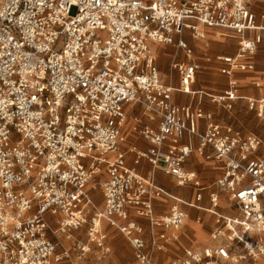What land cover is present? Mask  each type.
I'll list each match as a JSON object with an SVG mask.
<instances>
[{
	"label": "built area",
	"instance_id": "obj_1",
	"mask_svg": "<svg viewBox=\"0 0 264 264\" xmlns=\"http://www.w3.org/2000/svg\"><path fill=\"white\" fill-rule=\"evenodd\" d=\"M253 1L0 0V264H77L91 247L107 254L103 221L126 239L132 264H157L187 217L181 204L200 208L207 189L185 166L192 151L222 163L205 208L217 222L209 243L168 264H264V138L172 100L191 92L202 68L185 35L221 28L237 48L215 56L226 85L206 95L225 111L244 100L264 123V77L251 81L261 94L250 96L235 76L264 42ZM151 43L183 52L170 63L177 86L162 79ZM156 170L193 187L194 200L168 194ZM159 194L174 200L165 213L154 209ZM84 226L85 239L73 237Z\"/></svg>",
	"mask_w": 264,
	"mask_h": 264
},
{
	"label": "crops",
	"instance_id": "obj_2",
	"mask_svg": "<svg viewBox=\"0 0 264 264\" xmlns=\"http://www.w3.org/2000/svg\"><path fill=\"white\" fill-rule=\"evenodd\" d=\"M257 21L259 23H261L262 25H264V15H262L259 19L257 18ZM204 36L201 38H194V39H202L205 37V35L207 33H218L217 35H221V36H226L228 38L233 39L234 41H236V48H237V37L235 35H233V33H231L230 31L221 29V28H204ZM249 34V33H248ZM187 36H189L188 34L185 35L186 39ZM191 37V36H190ZM261 45H264V42H262ZM260 45V47H261ZM151 47L155 53V57H156V53L159 51H163V53L167 52L170 50V45H164L161 43H151ZM259 47V49H260ZM181 50H178L177 48L174 50V52L171 54V59L169 61V65H168V73L167 74H163L160 70V75L162 77V79L167 82V83H171L174 86L178 85V74L175 70H171L170 69V63L172 58L175 56L177 57L178 60H184L182 58H179L180 54H183V52L181 51V53L179 52ZM236 51V49H235ZM234 51V52H235ZM258 51V50H257ZM256 51V52H257ZM234 52H230V53H234ZM256 52L250 57L249 62L250 65L249 67L244 70V71H237L235 76L238 79L239 85H240V93L242 95H250V96H257L261 94V90L257 89L255 87L252 86L251 81L253 79H257V78H262L264 77V70L259 69L257 66V62L255 59V55ZM222 54V53H221ZM224 54H228V53H224ZM164 55V54H163ZM193 55V54H192ZM219 55V54H216ZM213 57V61L215 63V71L214 72H207V73H203V66L201 61H199V59H195V58H191L197 62H199L202 66V68L197 71L196 75H195V79L193 81V83L191 84L190 93H182L179 91H174L173 95H172V100L174 103L176 104H191V105H198L201 106L203 109L207 110V111H211L214 114V118L217 121L220 122H225L222 118V116H219L220 110H223L221 107H219L217 104L213 103L214 105H216L217 107V111H212L211 109L205 107V101L210 102V100L208 99L206 93H214V92H218L221 89H223L226 85V77L222 74H220L217 70V63L215 61V56ZM185 57V56H184ZM186 58V57H185ZM156 61V60H155ZM159 69V68H158ZM175 78H177V83H173V81L175 80ZM186 95L190 96V99H188V97H186ZM194 100V102H193ZM238 102H244V100H238ZM212 103V102H211ZM236 104V105H237ZM246 106V105H245ZM247 109V108H246ZM198 128L200 130L203 129L204 126V122L202 120H199L198 123ZM129 143H135L136 145H138L141 148H145L146 146H148L147 141H145L144 139L140 138V137H130L128 139ZM193 144L196 145L197 144V139L193 138ZM206 150H208V148H206ZM204 162V165H201L202 168V172L206 174L207 178L209 176L214 177L215 174L218 172V176L220 175L221 171H222V163L219 160L216 159H210V160H205L203 158H201L199 155L196 154L195 151H192L190 156L187 158L185 166L187 169L195 171L194 169V164L196 161L201 160ZM147 162L145 160H142L141 163L138 166V170L139 172L143 175V171L145 169V163ZM148 163V162H147ZM150 165V164H149ZM209 166H211V168L209 169ZM199 167V166H198ZM151 168V166H150ZM149 168V170H150ZM199 169V168H198ZM148 170V171H149ZM197 173V172H196ZM145 176V175H144ZM217 176V177H218ZM200 179V178H199ZM216 179V178H215ZM163 180H168L171 182H174V184L176 186L179 187V189H181V192H178L179 196H175L174 194L168 192V190L162 185ZM201 180V179H200ZM155 181L156 183L162 187L168 194L173 195L175 197H178L180 199H182L183 201L189 202V201H193L194 200V189L193 187L186 185V186H179L174 177L164 173L162 170H156L155 171ZM187 188L191 189V194L189 196H187V198H185L186 196H182L185 195L187 191ZM209 188V187H207ZM207 190V189H206ZM203 192V198L202 200L199 202V206L200 208L194 207V206H189L187 204H181V207L186 211L187 213V217L185 218V220L188 218V215H194L196 212L193 211V209H198V210H203L205 212H207L205 210L206 207L209 206V199H208V192L209 190ZM93 196L96 197V195L94 194V192H92ZM167 198H171L170 196L167 195H157L154 198V209L156 213H165L168 211V208L171 204L167 205ZM204 201V204H202V202ZM207 204V205H205ZM221 208H223L224 210L222 211H228V208L224 206V204H222ZM209 213V212H207ZM210 215H212L211 213H209ZM214 216V215H212ZM133 218H135L136 220L142 222L143 224H147V221L143 218L140 217H136L133 216ZM200 219V220H198ZM189 221L191 223H189V227L186 230H183V226L184 224L178 228V238L174 241V242H170L169 244H167L164 248V250L160 253H167L168 256H164L163 258L159 257L160 253H157L156 255V263L157 264H168V262L174 258L175 256H179L182 254V252L184 251L185 248L187 247H192V246H198L201 244H205V243H209L210 239H209V232L212 229V227L216 224V219H207L206 221H201L200 216H197V218H190ZM197 223V224H195ZM105 224V227L108 226L106 224L105 221L102 222V226ZM110 227V226H109ZM104 228V226H103ZM209 230H206V229ZM105 229V228H104ZM207 232V236L208 238L205 239V232ZM121 237L120 234H118L117 239ZM109 244V243H108ZM173 253V256H170V254ZM129 254H130V260L132 259V253L130 252V248H129ZM131 264V261H130Z\"/></svg>",
	"mask_w": 264,
	"mask_h": 264
},
{
	"label": "rangeland",
	"instance_id": "obj_3",
	"mask_svg": "<svg viewBox=\"0 0 264 264\" xmlns=\"http://www.w3.org/2000/svg\"><path fill=\"white\" fill-rule=\"evenodd\" d=\"M252 9L256 12V16L259 19L262 15H264V0H254L252 2ZM218 34V33H217ZM216 33H207L204 38L202 39H194L190 36H187V42L191 46L193 55L192 58L199 59L201 61L203 66V73L207 72H214L215 71V63L213 61V57L216 54H224V53H230L234 52L236 49V41H234L231 38H228L226 36L217 35ZM170 50L163 53V51H159L156 53V64L159 68V70L163 74L168 73V65L169 61L171 59V54L176 49L175 44L170 45ZM181 53V51H179ZM164 54V55H163ZM179 58H182L186 60V58L180 54ZM255 59L257 62V66L259 69L264 70V45H261L260 49L256 52ZM173 83H177V78L173 81ZM188 99H190L189 95H186ZM194 102V100H193ZM205 107L211 109L212 111H217V106L214 105L211 102L205 101ZM219 116H222L223 120L225 122H233L235 125H238L241 127V129L245 132L247 131H253L262 136L264 138V123L259 121L254 113L252 111H249L246 109L244 102H238V104L235 106V108L231 111H225L220 110ZM145 163V169L143 171V175L147 176L149 174V168L150 165L147 162ZM201 165H204V162L201 160L196 161L194 164V169L197 172L198 177L201 179V182L206 185L207 190L214 189V180L218 176V172L215 174L214 177L209 176L207 178L206 174L202 172ZM199 166V167H198ZM199 168V169H198ZM211 166H209V169ZM98 182V179H96ZM162 185L168 190V192L174 194L175 196H179L178 192H181L182 190L179 189L178 186L174 184V182L163 180ZM206 190V191H207ZM187 191L185 195V198L191 194V189L187 188ZM94 194L96 195L95 201L96 205L101 207L102 206V194H101V188L100 185L97 183L96 188L92 190ZM167 205L174 203V200L172 198H167ZM204 204V201L202 202ZM207 205V204H205ZM219 210H224L223 208H220ZM194 212H196L194 215H188V218L185 220V224L183 226V230H186L189 227V221L190 218H197V216H200L201 221H206L207 219L212 220L213 218L216 219L215 216L210 215L209 213L193 209ZM197 224V223H195ZM106 233L108 235V243L110 246V252L107 254H100L94 247H91L90 251L85 254V256L82 259H79L77 264H132V260H130V254H129V244L126 241V239L123 237L121 233H119L116 229L103 225ZM102 226V227H103ZM206 229V228H205ZM85 230L86 227H82L78 231H72L73 237L76 239H85ZM209 230V229H206ZM208 231L205 232V239L208 238ZM118 234L121 235L117 239ZM60 237L64 241L65 244L71 243V240H67L64 238V234H61ZM54 238V237H53ZM130 252L132 253V250L130 248ZM174 254L171 253L170 256H173ZM168 256L167 253H160L159 257ZM133 259V255H132Z\"/></svg>",
	"mask_w": 264,
	"mask_h": 264
}]
</instances>
